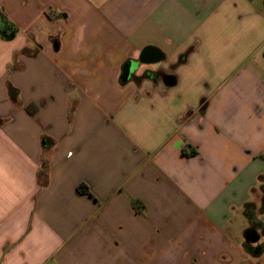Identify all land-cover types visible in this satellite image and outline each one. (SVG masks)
Segmentation results:
<instances>
[{"label": "crops", "instance_id": "obj_1", "mask_svg": "<svg viewBox=\"0 0 264 264\" xmlns=\"http://www.w3.org/2000/svg\"><path fill=\"white\" fill-rule=\"evenodd\" d=\"M0 16V264H264V0Z\"/></svg>", "mask_w": 264, "mask_h": 264}, {"label": "trees", "instance_id": "obj_2", "mask_svg": "<svg viewBox=\"0 0 264 264\" xmlns=\"http://www.w3.org/2000/svg\"><path fill=\"white\" fill-rule=\"evenodd\" d=\"M16 34V29L15 27L7 21L6 18L0 16V39L5 40V41H9L11 39L14 38ZM260 185H259V191L261 193L262 196V210H264V180H262V178H260ZM85 190H87V188L85 186H83V188L81 189V192H85ZM87 192V191H86ZM244 214L246 216V218L248 219V221L250 222V226L248 228V230H246L245 235L247 233H250L252 231L256 232V225L254 223V213L252 210V205H247L245 210H244ZM246 242V246H249V242ZM262 250H264V246H259L256 248H252L251 252L252 253H256L259 254L262 252Z\"/></svg>", "mask_w": 264, "mask_h": 264}, {"label": "water", "instance_id": "obj_3", "mask_svg": "<svg viewBox=\"0 0 264 264\" xmlns=\"http://www.w3.org/2000/svg\"><path fill=\"white\" fill-rule=\"evenodd\" d=\"M157 53L155 50L151 49V48H145L137 61H130L128 63H126L124 65V72H123V76L125 78L129 77L139 66V64H146V63H150V60H152L153 62H156L157 59H150L147 55L150 53ZM245 240L249 243H256L259 240V236L256 232L252 231L250 233H247L245 235Z\"/></svg>", "mask_w": 264, "mask_h": 264}]
</instances>
